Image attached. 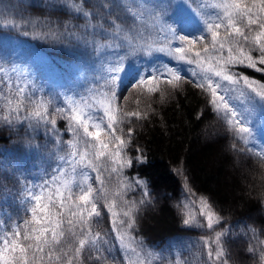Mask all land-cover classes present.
<instances>
[{"label": "snow or ice", "instance_id": "obj_1", "mask_svg": "<svg viewBox=\"0 0 264 264\" xmlns=\"http://www.w3.org/2000/svg\"><path fill=\"white\" fill-rule=\"evenodd\" d=\"M46 7L63 11L68 17L64 32L69 37L77 35L72 30L77 27L84 35L94 37L85 41V46L92 49L100 69L83 93H58L63 103L57 105L52 97L36 96L34 82H13L8 70L0 66V84L4 86L0 88V121L8 128L24 127L26 134L43 127L55 149V167L49 165L50 171L45 169L37 178L30 179L23 169L0 160V173L17 182L15 188L9 187L0 176V264L163 262L160 253L147 249L142 238L134 235L138 204L126 198L127 190L135 184L143 189L145 197L150 193L146 181L134 178L130 183L124 177L125 168L133 164L126 156L133 130L129 128L126 139L122 125L133 117L142 118V113L123 110L121 83L129 79L130 88H138L155 81L147 89L155 93L160 83L175 88L186 77L181 69L168 64L145 75L128 62L127 56L112 60L104 57L125 47L136 50L141 26L150 18L153 27L164 34L165 42L148 45L151 51L146 54L163 53L177 64L194 65V85L209 95V104L235 133V140L254 151L250 146L253 116L257 109L264 113V82L234 69L243 66L264 72V0H171L167 5L155 0H50ZM73 20L83 23L70 28ZM25 22L32 23L23 17L19 21L4 18L2 27L16 29ZM189 28L194 30L186 31ZM197 45L203 47L193 55ZM58 119L66 122L64 135L68 139H62ZM28 147H32L31 140ZM232 147L236 149V143ZM256 154L264 159V150ZM143 159L142 155L137 157L141 163ZM113 173L117 178L115 188L109 183ZM9 203L18 207L17 214L7 211ZM199 203L200 215L211 230L222 218L205 198L201 197ZM105 210L114 240L107 232L94 231ZM182 223L191 226L199 221L188 216ZM227 231H216L214 238L201 237L198 242L207 250L209 264H229L223 241ZM248 233L258 239L257 230L250 225L246 226L245 235ZM259 244L264 245V240ZM114 249H118L119 257ZM247 251L253 255L259 252L260 264H264V248L250 243ZM174 264H182L179 257Z\"/></svg>", "mask_w": 264, "mask_h": 264}, {"label": "trees", "instance_id": "obj_2", "mask_svg": "<svg viewBox=\"0 0 264 264\" xmlns=\"http://www.w3.org/2000/svg\"><path fill=\"white\" fill-rule=\"evenodd\" d=\"M49 2L2 0L0 66L8 70L13 82H34L36 96L52 97L55 104L62 105V97L57 94L83 93L100 69V63L94 62L92 49L85 46V41L94 37L84 35L83 29L78 27L72 29L77 35L69 37L64 32L68 17L63 11L46 7ZM155 2L167 5L171 0ZM34 4L40 7H29ZM168 11L170 14L171 9ZM21 17L32 23H22L16 29L2 27L4 18L19 21ZM82 23V20H73L69 27ZM164 42V34L158 27H153L150 18H146L136 50L125 47L104 57L112 60L118 55L127 56L128 62L145 75L168 64L181 69L186 77L175 88L166 82L160 83L155 93L147 90L156 84L155 81L138 88H130L129 79L121 83L123 110L142 113V118L133 117L130 123L122 125L126 139L129 128L133 130L126 150V156L133 164L125 168L124 177L130 183L134 178L146 181L150 193L145 197L143 189L135 184L127 190L126 198L138 204L134 235L142 238L147 249L164 257L163 262L156 264H168V261L174 264L177 257L182 264H209L207 250L198 242L201 237L214 238L216 231L227 229L223 241L229 264H260L259 252L253 255L247 249L250 243L264 248L259 244L264 240V159L256 154L264 150V113L257 109L253 116L254 139L250 146L254 151L250 152L242 142L235 140V133L213 110L209 95L194 85L191 75L194 65L177 64L163 53L146 54L151 51L148 45L155 47ZM202 47L197 45L193 55ZM13 67L15 71H12ZM234 70L264 82V72L243 66H236ZM3 87L0 84V88ZM41 88L42 92L39 91ZM28 90L33 91L31 83ZM65 124L58 119L62 139L69 138L64 135ZM29 140L32 141L31 148L28 147ZM233 143H236V149H233ZM240 148L244 151H239ZM54 152V143L44 134L43 127L38 132L29 130L26 134L24 127L8 128L0 121V160L23 169L28 177L37 178L45 169L50 171L49 165L55 167ZM141 155L142 163L137 160ZM109 172L110 168L105 177ZM0 176L9 187L17 186L6 173H0ZM109 183L113 188L117 186L116 174H111ZM201 197L222 218L211 230L200 215ZM141 200L146 203L139 204ZM100 206L103 208V201ZM7 211L15 215L18 207L9 203ZM188 216H195L199 224L183 225L182 220ZM249 225L257 230L258 239H253L251 233L245 235ZM94 231L107 232L114 240L106 210ZM114 254L119 257L118 249H114Z\"/></svg>", "mask_w": 264, "mask_h": 264}, {"label": "rangeland", "instance_id": "obj_3", "mask_svg": "<svg viewBox=\"0 0 264 264\" xmlns=\"http://www.w3.org/2000/svg\"><path fill=\"white\" fill-rule=\"evenodd\" d=\"M234 162L236 163L237 161L234 159ZM28 178L32 179L31 177H28Z\"/></svg>", "mask_w": 264, "mask_h": 264}]
</instances>
